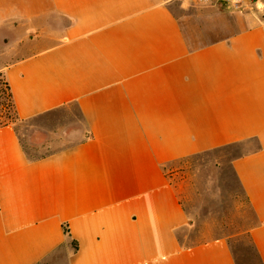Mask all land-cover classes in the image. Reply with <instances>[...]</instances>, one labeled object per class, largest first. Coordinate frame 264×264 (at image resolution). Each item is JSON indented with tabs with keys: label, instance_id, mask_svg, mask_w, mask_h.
<instances>
[{
	"label": "crops",
	"instance_id": "obj_1",
	"mask_svg": "<svg viewBox=\"0 0 264 264\" xmlns=\"http://www.w3.org/2000/svg\"><path fill=\"white\" fill-rule=\"evenodd\" d=\"M0 74L19 123L77 129L31 160L0 127V264H238L174 181L230 147L264 264V0H0Z\"/></svg>",
	"mask_w": 264,
	"mask_h": 264
},
{
	"label": "rangeland",
	"instance_id": "obj_2",
	"mask_svg": "<svg viewBox=\"0 0 264 264\" xmlns=\"http://www.w3.org/2000/svg\"><path fill=\"white\" fill-rule=\"evenodd\" d=\"M6 111L12 112L11 100L0 74V116ZM15 123L23 146L31 156L46 155L64 147L77 132L76 128L66 126L60 115H53L51 121L44 122V127L37 131L28 128L26 123ZM234 149L215 150L182 160L174 181L181 186V200L196 227L189 242L226 235L240 264H259L249 236L255 216L231 165Z\"/></svg>",
	"mask_w": 264,
	"mask_h": 264
},
{
	"label": "trees",
	"instance_id": "obj_3",
	"mask_svg": "<svg viewBox=\"0 0 264 264\" xmlns=\"http://www.w3.org/2000/svg\"><path fill=\"white\" fill-rule=\"evenodd\" d=\"M5 85H6V88H7L8 92H9V96H10V100H11L12 112L6 111V112H4L2 114V116H0V127H2L4 125H7L9 123H14L15 121H18L19 120V117H18L17 112H16V109H15V104H14V101H13V98H12V93L10 91V87H9V85L7 83H5ZM24 150H25V148H24ZM25 152H26V150H25ZM27 155L30 157L31 160L39 159V158L45 156V155H40V156L33 155V156H31L28 153H27ZM64 231H65V233H68V231H69L66 226L64 227ZM249 236L251 238L254 251H255L256 255L258 256L259 264H263V262H262V260L260 258V254H259V252H258V250H257V248H256V246H255V244H254V242L252 240L250 231H249ZM237 263L240 264L238 261H237Z\"/></svg>",
	"mask_w": 264,
	"mask_h": 264
},
{
	"label": "built area",
	"instance_id": "obj_4",
	"mask_svg": "<svg viewBox=\"0 0 264 264\" xmlns=\"http://www.w3.org/2000/svg\"><path fill=\"white\" fill-rule=\"evenodd\" d=\"M195 2H208L209 0H194ZM230 3H233V4H239L242 0H226Z\"/></svg>",
	"mask_w": 264,
	"mask_h": 264
}]
</instances>
